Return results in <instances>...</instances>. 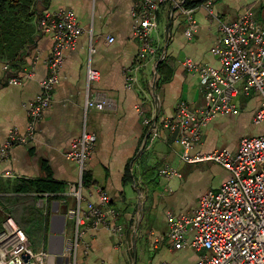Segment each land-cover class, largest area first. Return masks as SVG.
I'll return each instance as SVG.
<instances>
[{
    "label": "crops",
    "instance_id": "obj_1",
    "mask_svg": "<svg viewBox=\"0 0 264 264\" xmlns=\"http://www.w3.org/2000/svg\"><path fill=\"white\" fill-rule=\"evenodd\" d=\"M202 1L190 0L187 4L195 7L193 17L197 26L192 38L186 35L188 18L174 10L172 4L162 7L158 31L152 35L160 55L147 58L133 90L125 87V72L139 60L140 44L133 34V13L138 0L49 1L47 12L73 10L84 32L75 49L65 53L60 83L54 90L51 107L37 127L35 139L13 148L9 160L0 163V196L35 198L38 192H16L23 182H42V190L53 192L55 199L47 205L46 216L35 202L44 218L38 235L45 239V250L49 248L52 230L62 223L54 217H65L67 207L77 206V200L66 195V187L78 184L79 166L67 160L65 153L86 124L97 141L84 172L82 204H99V191H104L110 197V206L119 213L115 224L121 231L114 235L107 228L89 230L85 237L89 252L84 254V248L80 249L81 264H196L205 254L188 247L174 248L168 237V215L191 214L200 197L220 188L231 173L209 161L184 163L182 149L175 141L177 134L162 126L159 139L152 147L143 148L149 130L143 122L151 114L158 115L159 120L171 119L180 102L192 108L206 103L200 77L184 67L187 60L220 67L218 57L211 52L220 37L219 22L199 6ZM214 8L223 22L237 20L251 9L264 26V0H217ZM109 37L115 42L108 43ZM51 48V36L39 35L22 70L14 76L21 78L22 84L10 85L8 81L1 85L0 146L12 129L26 131L29 107L47 76L46 60ZM161 55L165 58L155 77V64ZM89 63L101 75L91 85L90 97L101 95L112 101L113 108L85 112ZM4 66L0 68V79ZM30 73L33 77L28 78ZM259 104L258 97L244 99L238 116H219L211 121L203 129L193 154L206 155L220 149L236 152L243 137L264 134L263 125L253 124ZM166 166L178 169L182 178L161 176L160 170ZM7 172L14 178L5 177ZM195 184H201L202 189L193 194ZM66 228L65 219L64 232Z\"/></svg>",
    "mask_w": 264,
    "mask_h": 264
},
{
    "label": "built area",
    "instance_id": "obj_2",
    "mask_svg": "<svg viewBox=\"0 0 264 264\" xmlns=\"http://www.w3.org/2000/svg\"><path fill=\"white\" fill-rule=\"evenodd\" d=\"M189 1L138 0L133 13V34L140 44L139 60L126 69L127 90L137 87L139 71L146 66L147 58L159 53V48L153 45L152 35L158 31V15L164 5L172 4L174 10H180L188 18L186 35L193 37L197 22L193 17L195 7H189ZM216 1L203 0L199 6L219 22L220 37L211 52L218 57L220 67L197 64L191 60L184 63L186 71L200 77L206 103L192 108L186 102H180L171 119L159 120L158 115L151 114L143 122L149 129L143 148L152 147L159 139L162 126L177 134L175 141L182 149L181 160L184 163L209 161L231 173L230 179L220 188L203 194L191 214L168 215V237L175 249L188 247L197 252L205 251L196 264H264V134L243 137L236 152L223 149L206 155L193 154L203 129L219 116H238L244 99H260L253 124L264 126V26L251 9L237 20L221 21L214 8ZM39 27L52 40L51 53L46 60L47 76L41 81V91L29 107L26 131L20 133L18 129H12L8 139L0 146V163L9 160L13 148L27 145L35 139L37 127L51 107L54 90L60 83L65 53L75 49L84 32L76 14L69 9L46 11L40 18ZM114 42L113 37L108 38V43ZM164 58L161 55L155 64L156 77L157 66ZM8 68V65L4 66V69ZM27 76L31 78L33 74ZM100 77V72L89 63L86 113L113 108L112 101L101 95L90 97V87ZM9 84L21 85V78L13 77ZM96 141L97 136L89 132L85 124L65 153L67 160L78 164L79 181L77 185L66 187V195L73 196L77 206L66 209L63 251L53 256L55 260L62 258V264H81L80 249L84 248V254L89 252L85 239L89 230L107 228L114 235L121 231V227L115 224L119 213L110 206V197L104 191H99V204L91 201H87L85 206L82 204L83 175ZM160 175L182 178L179 170L170 166L160 170ZM5 177L14 178L10 172ZM34 196L37 208L46 216L47 205L55 199L54 194L37 193ZM5 218L0 243L5 242L6 249L1 255V264H48L51 257L48 250L35 253L25 231L12 217Z\"/></svg>",
    "mask_w": 264,
    "mask_h": 264
},
{
    "label": "trees",
    "instance_id": "obj_3",
    "mask_svg": "<svg viewBox=\"0 0 264 264\" xmlns=\"http://www.w3.org/2000/svg\"><path fill=\"white\" fill-rule=\"evenodd\" d=\"M50 0H0V64L8 65L0 88L20 72L26 58L36 46V40L43 32L39 27L41 16L48 10ZM194 4V3H191ZM189 5V4H188ZM41 33V34H40ZM161 62L157 66L160 70ZM85 174L83 175L84 182ZM42 182L20 183L17 193H53L40 187ZM36 198L30 195L0 197V207L26 232L29 239L32 231L43 228V215L35 207Z\"/></svg>",
    "mask_w": 264,
    "mask_h": 264
},
{
    "label": "rangeland",
    "instance_id": "obj_4",
    "mask_svg": "<svg viewBox=\"0 0 264 264\" xmlns=\"http://www.w3.org/2000/svg\"><path fill=\"white\" fill-rule=\"evenodd\" d=\"M1 66L3 67L4 66V64L2 65V64H0V68H1ZM156 77V76H155ZM157 79V78H156ZM248 101H250V100H252V98H249V99H247ZM220 150H222V149H220ZM158 165H161V164H158ZM157 166V165H156ZM201 166H203V165H201ZM196 186L194 187V189H193V194H196V193H198V192H200V190L202 189V185L201 184H195ZM213 190H216V189H213ZM202 196V195H201ZM0 197H3V196H0ZM5 197V196H4ZM7 197V196H6ZM201 198V197H200ZM200 200V199H199ZM0 210H1V212H0V235L4 232V230H3V232H2V228H4V224L6 223V216H8L7 215V213L3 210V208L2 207H0ZM5 216V217H4ZM25 231V230H24ZM25 233H27V235L29 234V231L28 232H26L25 231ZM31 234V236H30V242L32 243V250L35 252V253H37V252H39V251H41L42 249H45V239H44V237L43 236H40V235H38V232L36 231V230H34V231H32V233H30ZM29 236V235H28ZM6 247V243L5 242H1L0 243V261H1V255H2V253H4L5 252V248ZM137 248H138V250H140V248H139V246L137 245Z\"/></svg>",
    "mask_w": 264,
    "mask_h": 264
},
{
    "label": "water",
    "instance_id": "obj_5",
    "mask_svg": "<svg viewBox=\"0 0 264 264\" xmlns=\"http://www.w3.org/2000/svg\"><path fill=\"white\" fill-rule=\"evenodd\" d=\"M55 221H61V226L58 229L52 230V235L49 237V254L51 257L48 259V264H62V258L54 259V255L61 254L64 247V228H65V217L56 216Z\"/></svg>",
    "mask_w": 264,
    "mask_h": 264
},
{
    "label": "bare ground",
    "instance_id": "obj_6",
    "mask_svg": "<svg viewBox=\"0 0 264 264\" xmlns=\"http://www.w3.org/2000/svg\"><path fill=\"white\" fill-rule=\"evenodd\" d=\"M0 264H1V261H0Z\"/></svg>",
    "mask_w": 264,
    "mask_h": 264
}]
</instances>
